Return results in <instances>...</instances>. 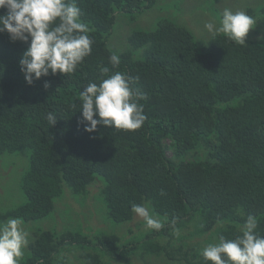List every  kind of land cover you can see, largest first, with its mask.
Returning <instances> with one entry per match:
<instances>
[{"label":"trees","instance_id":"trees-1","mask_svg":"<svg viewBox=\"0 0 264 264\" xmlns=\"http://www.w3.org/2000/svg\"><path fill=\"white\" fill-rule=\"evenodd\" d=\"M76 2L93 44L72 74H50L28 85L19 67L28 45L0 33V154L29 153L21 184L25 201L0 211V220L47 218L64 185L75 200L95 185L91 200L103 197L108 222H132V205L150 203L164 228L142 234V246L164 261L211 264L193 247L197 243H176L169 234L195 215L202 219V233L221 224L217 240L239 235L248 215L257 217V234L264 236V1L245 10L261 34L247 35L244 46L213 35L201 47L188 29L162 19L153 30L128 36L129 49L117 54L115 68L108 36L116 15L141 13L154 0ZM100 66L109 75L138 77L132 86L147 94L141 101L143 127L98 125L89 134L78 124L81 113L72 103H80L79 91L89 82L99 83ZM49 112L57 117L53 126ZM130 222L127 233L137 234L140 229L134 231ZM63 228L36 232L19 264H67L60 258L73 249L82 251V264H110L127 261L134 249L123 244L126 235L104 230L89 238L81 226Z\"/></svg>","mask_w":264,"mask_h":264},{"label":"clouds","instance_id":"clouds-1","mask_svg":"<svg viewBox=\"0 0 264 264\" xmlns=\"http://www.w3.org/2000/svg\"><path fill=\"white\" fill-rule=\"evenodd\" d=\"M0 33H7L11 42L20 41L28 47L20 60V71L28 85L50 74L69 75L76 71L84 58L92 52L91 29L81 19L82 12L76 0H0ZM217 24L209 21L204 29L211 35H223L236 45L245 44V38L256 24L243 10L225 8ZM112 67H118L116 53L109 57ZM110 69L99 67L100 80L89 82L79 91V101L72 103L79 108L86 133H93L97 126L135 131L144 126L147 116L141 101L147 94L134 88V78ZM48 85L45 84V87ZM46 119L51 126L57 117L49 112ZM160 195H165L161 190ZM131 212L142 219L146 229L160 231L164 221L155 214L150 203L134 204ZM174 223V222H173ZM258 219L248 215L234 239L219 236L215 243L207 244L200 255L211 264H264V236L257 234ZM20 217L0 220V264H19L30 239ZM179 236V229H175Z\"/></svg>","mask_w":264,"mask_h":264},{"label":"rangeland","instance_id":"rangeland-1","mask_svg":"<svg viewBox=\"0 0 264 264\" xmlns=\"http://www.w3.org/2000/svg\"><path fill=\"white\" fill-rule=\"evenodd\" d=\"M263 1L264 0H154L153 6L141 13L132 15L117 14L113 28L108 36V46L116 54L124 52L129 49L128 36L132 32L136 30H153L160 20L170 19L179 26L188 29L195 37L198 45L205 47L213 36L204 29L205 23L214 21L218 24L221 18L220 14L225 8H229L234 12L237 10L245 11L247 7L251 5L255 6ZM254 26L249 31L248 35L250 36L253 33V38H256L261 33L256 31V27ZM134 56L136 58L140 57L141 50L135 51ZM28 164L29 153L26 149L15 153L0 154V211L16 208L25 201L21 184L24 173L28 169ZM95 192L96 186H90L85 195L75 197L77 201L70 196V189L64 185L63 195L55 202V210L49 217L25 223L24 226L26 230L30 232L29 241L34 237L35 233L40 230L57 229L58 232H62L65 231L63 228L64 225H66V227L78 225L83 228L85 232L83 234L89 238L104 230L108 232L112 231L113 234L119 233L129 237L125 240V243H123L124 245H133L134 249L130 251L129 259L125 262L119 259L111 260L110 264H183L175 260H170L167 257L164 261L163 255L151 256L144 251V247L142 246L144 240L142 234L149 232L150 229H146L143 220L137 216L131 220L132 222L129 221V226L132 227L134 231L136 230L135 228L140 229L137 234L130 233L129 235L127 233L126 225L129 222L115 224L109 219L108 222L106 220L108 218L107 208L106 205H104L103 197L96 198L95 201L91 200L93 199L91 193ZM160 218L164 221L162 217ZM201 222L202 219L200 215H195L190 222L175 228L179 229V236L175 234V229L169 230V234L171 236L175 235L176 238L180 240L175 239L176 243H197L193 247H195L196 250L202 251L207 244L217 241V232L221 224L215 225L208 233H202ZM123 226L124 228H122ZM89 250H91V248ZM81 253L82 251L79 249H73L66 255L62 253L63 257L60 258V262L62 263L66 257L67 264H82V260L80 259ZM21 260L22 258L20 261ZM53 264L58 263L53 262Z\"/></svg>","mask_w":264,"mask_h":264}]
</instances>
